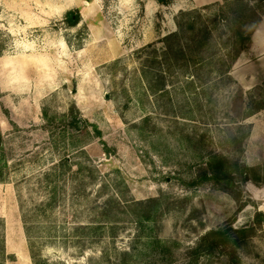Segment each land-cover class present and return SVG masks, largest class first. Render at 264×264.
<instances>
[{"label": "rangeland", "instance_id": "obj_1", "mask_svg": "<svg viewBox=\"0 0 264 264\" xmlns=\"http://www.w3.org/2000/svg\"><path fill=\"white\" fill-rule=\"evenodd\" d=\"M227 20L187 0H0V264H264V17L231 64ZM174 31L188 67L164 64ZM212 157L229 181L198 178ZM216 229L225 245L199 251Z\"/></svg>", "mask_w": 264, "mask_h": 264}, {"label": "trees", "instance_id": "obj_2", "mask_svg": "<svg viewBox=\"0 0 264 264\" xmlns=\"http://www.w3.org/2000/svg\"><path fill=\"white\" fill-rule=\"evenodd\" d=\"M159 2L163 3V0H158ZM217 5L218 8H220L221 13L226 16L227 21L230 23H236V25L228 26L229 29L233 32L235 43L237 48L234 50V53L231 56L229 64L234 62L237 59V56L242 50H245L247 48V43L251 41V35L255 31V27L257 26V23L261 19V17H264V0H223L222 2H216L213 4L205 5L204 8H209L210 6ZM228 15V18H227ZM65 19L68 21L70 25H75L78 21V14L73 13V11L68 10L65 14ZM251 24L252 27L247 31V26ZM176 26L179 28L181 27L179 23H176ZM174 39L173 44H167L165 48V52L163 53V59L164 64L167 68L174 67L175 64H178L181 62V64H178V66L182 65L183 61L186 67L189 65V59L186 58L184 52L180 48V46L177 44L175 45V40H179L178 33L176 31L170 32L167 35H165L162 38V42H169V40ZM205 42V41H204ZM201 42L196 45V51L198 53L193 54L190 59L193 62V68L194 72L186 74L185 76L187 78H191L192 80L188 82V85H191L192 87H195V80H197L199 83H202L203 80H205L206 75H202L200 72L201 68L209 67L206 65V59L203 58L202 54H204V50H199L201 47ZM220 64V63H219ZM217 66V69H221L222 64ZM194 79V80H193ZM194 84V85H193ZM165 86V83L163 81L162 76H157V81L155 85L150 87V90L152 92L163 90ZM261 106H257L255 109H259ZM69 124L77 129H79L80 120H78L75 116H72ZM94 127L95 133L99 136L100 130L97 129V127ZM65 165H68L66 161L64 162ZM207 169L199 174L198 178L201 179H212L217 182L221 180L229 181L231 178L230 173L226 172L225 169V159L222 157H212L210 160L206 163ZM254 168L252 167H243L241 170H239V175L245 179L248 177V174L253 173ZM255 182H257V179L251 177ZM154 199H149V201H153ZM148 201V202H149ZM262 216V215H261ZM232 232L237 233L236 236V243H240V241H244L251 235V230L249 227H240L231 229ZM28 234V233H27ZM226 233L224 230L216 229L211 230L204 234L201 238V243L199 244L198 249L199 251H202L204 253H214L219 248H221L223 245H225V239H226ZM202 248V249H201ZM231 261H233V257L230 258Z\"/></svg>", "mask_w": 264, "mask_h": 264}, {"label": "crops", "instance_id": "obj_3", "mask_svg": "<svg viewBox=\"0 0 264 264\" xmlns=\"http://www.w3.org/2000/svg\"><path fill=\"white\" fill-rule=\"evenodd\" d=\"M187 1L189 4L193 5L194 7H202L216 2H221L223 0H187Z\"/></svg>", "mask_w": 264, "mask_h": 264}]
</instances>
